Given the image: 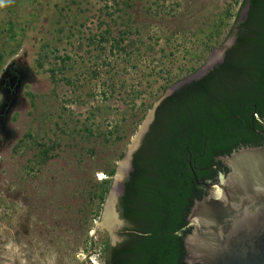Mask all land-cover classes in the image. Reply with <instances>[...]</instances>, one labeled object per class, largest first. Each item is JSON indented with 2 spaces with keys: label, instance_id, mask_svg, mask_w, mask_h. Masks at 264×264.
I'll return each instance as SVG.
<instances>
[{
  "label": "rangeland",
  "instance_id": "374dc122",
  "mask_svg": "<svg viewBox=\"0 0 264 264\" xmlns=\"http://www.w3.org/2000/svg\"><path fill=\"white\" fill-rule=\"evenodd\" d=\"M241 3L0 0V264H103L124 155L153 104L216 62Z\"/></svg>",
  "mask_w": 264,
  "mask_h": 264
},
{
  "label": "trees",
  "instance_id": "16d2710c",
  "mask_svg": "<svg viewBox=\"0 0 264 264\" xmlns=\"http://www.w3.org/2000/svg\"><path fill=\"white\" fill-rule=\"evenodd\" d=\"M247 2L222 61L155 109L118 200L122 242L105 244L103 264H184L188 218L207 194L194 175L214 182L228 172L218 157L264 143V0Z\"/></svg>",
  "mask_w": 264,
  "mask_h": 264
},
{
  "label": "water",
  "instance_id": "95a60500",
  "mask_svg": "<svg viewBox=\"0 0 264 264\" xmlns=\"http://www.w3.org/2000/svg\"><path fill=\"white\" fill-rule=\"evenodd\" d=\"M232 42L222 46L218 61ZM214 64L215 61L208 60L189 80L199 79ZM183 83L167 90L153 104L124 155L123 178L114 183L104 207V211L107 209L111 215L115 214L113 218L119 220L115 205L131 170L132 155L147 132L155 109ZM261 133L264 136V132ZM217 160L228 168V172L225 175L218 172L214 182L197 181L193 174L197 184L204 185L207 194L201 200H195L188 218L191 231L184 238V264H264V143L257 147H242ZM99 226L111 231L103 218Z\"/></svg>",
  "mask_w": 264,
  "mask_h": 264
},
{
  "label": "flooded vegetation",
  "instance_id": "af4514ba",
  "mask_svg": "<svg viewBox=\"0 0 264 264\" xmlns=\"http://www.w3.org/2000/svg\"><path fill=\"white\" fill-rule=\"evenodd\" d=\"M247 10H248V2L242 7V10L240 11V13L238 14V17H237V19H236V21H235V23H234V26H233V38H232V40H233V43H234V40H235V37H234V32H235V30H236V27H237V25H239L244 19H245V17H246V14H247ZM232 43V44H233ZM231 44V45H232ZM230 45V46H231ZM229 46V47H230ZM228 47V48H229ZM227 48V49H228ZM226 49V50H227ZM226 50H225V52H226ZM225 52H224V54H225ZM224 54H223V57H224ZM223 57H222V59H223ZM222 59L220 60V61H218V59L216 60V64H214L213 66H215V65H217L218 63H220L221 61H222ZM212 66V67H213ZM263 131V130H262ZM260 133H261V131H259ZM264 132V131H263ZM262 134V133H261ZM263 135V134H262ZM264 137V136H263ZM121 196V195H120ZM120 196L118 197V199H117V203H116V210H117V205H118V200H119V198H120ZM119 216V215H118Z\"/></svg>",
  "mask_w": 264,
  "mask_h": 264
},
{
  "label": "bare ground",
  "instance_id": "6f19581e",
  "mask_svg": "<svg viewBox=\"0 0 264 264\" xmlns=\"http://www.w3.org/2000/svg\"><path fill=\"white\" fill-rule=\"evenodd\" d=\"M123 164L125 165V163H123ZM125 167H126V165H125ZM120 169H121V171H120ZM118 171H120V172L117 173V177H116V180H114V183H119L123 178L122 168H119L117 170V172ZM103 220H104V224H106V225H110L113 222V217L111 216L110 211H108L107 209L103 212Z\"/></svg>",
  "mask_w": 264,
  "mask_h": 264
}]
</instances>
